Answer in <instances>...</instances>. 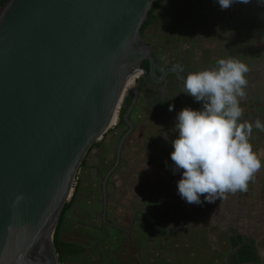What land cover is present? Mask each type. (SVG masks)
Instances as JSON below:
<instances>
[{
	"label": "water",
	"instance_id": "water-1",
	"mask_svg": "<svg viewBox=\"0 0 264 264\" xmlns=\"http://www.w3.org/2000/svg\"><path fill=\"white\" fill-rule=\"evenodd\" d=\"M155 2L0 8V264H61L53 237L80 166L110 130L127 81L144 60L153 70L141 29Z\"/></svg>",
	"mask_w": 264,
	"mask_h": 264
},
{
	"label": "rangeland",
	"instance_id": "rangeland-1",
	"mask_svg": "<svg viewBox=\"0 0 264 264\" xmlns=\"http://www.w3.org/2000/svg\"><path fill=\"white\" fill-rule=\"evenodd\" d=\"M211 12L216 15L212 20L215 19L216 27L218 26L213 38L228 51H238L240 61L246 62L249 59L246 95L240 98L243 109L241 116L249 114L264 117V5L258 4L257 0H251L248 4L236 2L227 9H221L218 4L211 8ZM157 15L169 22L176 18L170 10ZM176 23L179 24L178 19ZM165 30L156 28L146 38L157 52L168 51L167 42L177 36L168 35L169 32ZM178 31L175 32L183 34L184 38L200 34L197 31ZM119 111L120 109L118 115ZM136 118H139V113ZM150 128L153 129L152 125ZM140 131L142 130L135 132L126 142V150L122 152V164L115 172L108 174L103 193L102 176L107 172L113 156L110 149L113 148L114 153L117 133L111 134L103 145L105 134L95 142L102 143V146L92 148L85 157L68 201H72L71 211L65 214L59 232L61 242L75 244L76 249L80 247L84 252L65 259L62 264H224L220 258L212 261L208 255L195 262L193 260L197 256V248L202 244L204 251H223L218 233L224 231L226 225H222L235 216H225L226 220L216 223L217 227L210 222L212 226L208 229L207 242L199 243L197 240L194 242L196 247L192 248L188 244V241L191 242L190 235L185 231L198 228L199 224L191 220L182 223V218L185 217L184 210H192L194 204L180 202L182 198L177 192L176 184L180 176L165 167V163L160 160L157 152L160 148L159 141L147 142L140 135ZM256 146L252 147L253 152L264 165V142ZM263 191L264 166L253 174L246 191L227 192L222 197L228 201L242 197L246 205L251 206L253 202H264ZM103 207L106 208L111 224L122 231L130 229V241L122 243L112 227L106 229L108 236L101 235L102 232L98 230L100 220L95 218V214L98 217ZM258 218L259 223L253 218H240L236 222L238 231L249 236L260 226L264 232V209ZM90 225L96 226V229L89 228ZM194 239L193 236V241Z\"/></svg>",
	"mask_w": 264,
	"mask_h": 264
},
{
	"label": "flooded vegetation",
	"instance_id": "flooded-vegetation-1",
	"mask_svg": "<svg viewBox=\"0 0 264 264\" xmlns=\"http://www.w3.org/2000/svg\"><path fill=\"white\" fill-rule=\"evenodd\" d=\"M6 1L7 0H0V5H3ZM154 4L157 5L155 9H153L152 16L147 17L143 26L146 23L147 25L141 33V44L148 46L150 49L154 64L153 70L148 60L142 62L141 69L144 73L135 78L134 86L127 91L121 103L115 125L110 127V129L113 127L115 128L111 129V131L109 130L110 132L108 131L109 133L107 132L105 135L106 139L103 145L106 144V140L114 133H117V143L114 153L113 148L112 150L110 149L113 156L109 162L107 172L102 176V193L108 174L110 172L111 174L115 172L117 167L122 164V152L126 150V142L135 132H139L140 129L142 130L140 131V135L142 138H146L147 142L159 141L160 148L157 151L159 158L165 163V167L171 170V166L174 164L170 157V153L173 151L171 141L177 135L174 130L175 117L183 107H201V104L196 102L193 97L181 93L183 91V83L186 75L190 72L210 68L222 57H232L240 60L238 51H228L226 47L224 48L221 46V44L213 38V36L216 35L218 27H216L215 19L212 20V17L216 15L211 12V8L218 5L215 0H157ZM165 10L174 12L176 18L170 22L159 18L157 14ZM176 19L179 21L178 25ZM156 28L166 29L165 31L169 32L168 35H177L173 36L172 39L167 42L166 46L169 47L168 51L157 52V50L147 42L146 38L151 34L150 32ZM176 30L184 32L197 31L200 34L197 36L190 35L184 38V35L175 32ZM247 60L249 61V59ZM247 60L244 63L247 64ZM174 71H178L183 79ZM133 103L134 106L131 108ZM170 104L175 106L172 111H169ZM138 113L139 118H136ZM126 118L129 123L126 121ZM257 120L264 122V117L250 116L247 114L241 116L238 122L241 124H251L253 126ZM150 125H152L153 131ZM249 142L253 145L252 147H254V144L260 145L264 142V133L262 130L256 127L252 128V135L249 137ZM94 144V147L97 146V148L102 146V143ZM176 174L180 176V173ZM223 198L224 197L217 199L215 203H193L194 208L192 210L189 209L188 212L185 209L184 214L185 216H195L206 224L208 229L212 226L210 222L217 227V215L235 216V218H231L229 227L222 232L234 230L236 233L241 234L244 239L251 238L256 242L264 238V232L261 231L260 226L254 231L253 235L245 236L238 231L239 228L236 224V222L243 217L247 219L253 218L258 222L260 220L258 216L261 217L262 209H264V202H253L251 206H247L246 201L243 200L242 197L235 199L231 198L232 200L229 201ZM201 199H203V196ZM180 202L183 204L186 203L184 199H181ZM96 216L95 214V218L100 220V227H97L100 228L98 230L102 232L101 235L104 234V237L105 235L108 236L109 233L106 229L112 227L113 230L119 232L120 241L122 243L130 241L128 240V235L130 237L132 235L130 229H123L124 231H122L121 228L111 224L108 220L105 207L102 208L98 217ZM88 227L96 229V226L91 227L90 225ZM231 234L232 233H230V235ZM238 247L239 245L229 252H231V254L236 253ZM77 250H81L80 247ZM256 252L259 258L263 259L264 251L258 245L256 246ZM224 258V264H230V254H227Z\"/></svg>",
	"mask_w": 264,
	"mask_h": 264
},
{
	"label": "clouds",
	"instance_id": "clouds-1",
	"mask_svg": "<svg viewBox=\"0 0 264 264\" xmlns=\"http://www.w3.org/2000/svg\"><path fill=\"white\" fill-rule=\"evenodd\" d=\"M215 2L227 9L251 0ZM257 2L264 5V0ZM248 71L246 63L222 57L214 66L190 72L184 79L181 93L201 104L179 110L174 124L177 135L171 141V170L180 173L177 192L187 203H215L227 192L246 191L253 174L264 166L249 142L252 125L238 124ZM174 107L170 104L169 111ZM255 127L264 130V122L257 120Z\"/></svg>",
	"mask_w": 264,
	"mask_h": 264
},
{
	"label": "trees",
	"instance_id": "trees-1",
	"mask_svg": "<svg viewBox=\"0 0 264 264\" xmlns=\"http://www.w3.org/2000/svg\"><path fill=\"white\" fill-rule=\"evenodd\" d=\"M156 5L157 4H153L152 10L148 14L149 17L152 16V12L154 11L153 9H155ZM0 7H2V4L0 5ZM146 25H147V23L142 27L141 33L144 31ZM94 145L95 144H93L91 146L90 150L94 147ZM254 146H255L254 148L257 147L256 144ZM83 162H82L81 166L83 165ZM71 208H72V201L68 202L64 205L62 212L60 214V217H59L57 227L55 229V233H54L53 242H54V246H55V249H56V252H57V255H58V258H59V261L61 264L65 259L71 258L74 255L82 254L84 252L83 251L84 249H81L78 251L75 248L76 247L75 244L61 242L59 239V232H60V228H61L62 224L64 223V216L69 211H71ZM182 220H183L182 223L186 222L187 220H192V222L199 224L198 228H189V229H186L187 231H185V233L190 235L189 238L191 239V242L188 241V244H190V246L192 248L196 247L194 245V242L197 240H199V243L200 242H202V243L207 242V240H208L207 234H208L209 230H208L206 224H204L201 220H199L198 218H196L193 215L185 216L182 218ZM182 230H183V228H182ZM114 232L116 233V236H118V239L120 240L121 238H120L119 232H117V230H114ZM230 233H232V234L230 235ZM193 236L195 237L194 241H193ZM217 237L221 238L220 240L223 244L222 245L223 251H221V252H216V251L211 252L210 250L204 251L202 249L204 247V245L202 244V246L197 248V256H195V260H193V262L197 261L198 258L205 257L206 255H208L212 261H213V259H216V258L219 259L220 258L224 262V259H225L224 257L227 256V254H230V264H264V257H263V259H260L259 255L256 252V246L257 245L260 246L261 249L264 248V238H262L258 242H256L254 239H251V238L244 239L241 234L236 233L234 230L218 233ZM238 245H239V247H238L236 253L231 254V252H229V251L236 248Z\"/></svg>",
	"mask_w": 264,
	"mask_h": 264
},
{
	"label": "bare ground",
	"instance_id": "bare-ground-1",
	"mask_svg": "<svg viewBox=\"0 0 264 264\" xmlns=\"http://www.w3.org/2000/svg\"><path fill=\"white\" fill-rule=\"evenodd\" d=\"M138 76H139L138 74H135V75H133V76L127 81V83H126V85H125V90H124V92H123V96H122V97H124L125 93H126L129 89H131V88L134 86V80H135V78L138 77ZM121 99H122V98H121ZM120 101H121V100H120ZM119 105H120V102H119ZM119 105H118V108L116 109L115 114L113 115V118H112V121H111L110 127L114 126L115 123H116V120H117V114H118L117 111H118V109H119Z\"/></svg>",
	"mask_w": 264,
	"mask_h": 264
},
{
	"label": "crops",
	"instance_id": "crops-1",
	"mask_svg": "<svg viewBox=\"0 0 264 264\" xmlns=\"http://www.w3.org/2000/svg\"><path fill=\"white\" fill-rule=\"evenodd\" d=\"M264 19V17H263ZM263 43H264V21H263ZM263 53H264V50H263ZM262 68H263V82H264V60H263V64H262ZM264 84V83H263ZM263 250V249H262ZM264 251V250H263Z\"/></svg>",
	"mask_w": 264,
	"mask_h": 264
}]
</instances>
